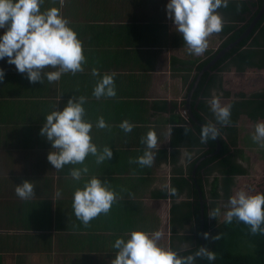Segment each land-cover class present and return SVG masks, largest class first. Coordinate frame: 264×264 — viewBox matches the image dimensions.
<instances>
[{
  "label": "crops",
  "instance_id": "crops-1",
  "mask_svg": "<svg viewBox=\"0 0 264 264\" xmlns=\"http://www.w3.org/2000/svg\"><path fill=\"white\" fill-rule=\"evenodd\" d=\"M256 3L257 0H227L222 4L216 10L222 18L221 30L206 38L208 46L203 53L194 55L187 51L182 36L167 18L166 0H43L41 11L57 7L77 33L85 60L81 71L64 72L58 80L49 82L45 78L42 83H29L25 74L6 63L7 58L0 60V68L5 71L0 81V264H110L117 251L112 247L115 239L131 230H159L158 244L177 253L197 247L199 224L194 202L195 195L203 191L196 173L203 158L211 157L219 146L221 150L222 143L218 134L221 144L215 138L216 149L199 158L207 150L205 142L195 133V139L174 143V128L191 125L182 114V104L185 101L188 108L189 91L213 59L202 69L200 63L224 49L221 44L231 34L227 27L245 24L259 9ZM226 63L223 71L215 74L232 83L254 76L249 81L250 89L236 87V91L231 87L235 84L228 82L220 89L216 83L207 101L215 95L223 106L242 100L237 96L240 92L249 98L263 90L264 70L240 73L232 62ZM92 68L98 70V76H92ZM53 70L56 69L48 66L43 71ZM111 73L115 74V96H93L100 75ZM80 96L85 97L83 119L92 123L91 142L98 150L108 146L113 155L97 163L88 154L82 164L55 169L46 159L47 152L55 149L40 136L39 129L47 114L61 109L70 97ZM240 110L236 121L230 113L227 124L218 122L212 111L205 116L217 130L220 126L229 128L223 130L222 137L228 133L230 140L223 138L230 152L246 168L243 162L253 160L249 153L256 148L244 155L248 146L243 141V122H253L254 127L259 120L251 118L248 109ZM101 116L106 128L96 127ZM124 120L133 125L131 131L124 132L119 127ZM234 127L235 131L230 132ZM150 129L157 136V147L152 149L155 156L151 166H140L135 160L145 148L141 137ZM256 157L258 161L260 157ZM84 166L88 173L79 179L69 174L71 168ZM211 169L210 175L201 171L208 201L215 179L218 193L223 188L219 187L220 163H213ZM92 176L107 181L115 199L106 214H98L85 225L74 215L73 192ZM237 177L244 178L236 176V184ZM25 179L33 184V194L22 199L16 195L15 187ZM200 223L204 245L202 220Z\"/></svg>",
  "mask_w": 264,
  "mask_h": 264
},
{
  "label": "clouds",
  "instance_id": "clouds-1",
  "mask_svg": "<svg viewBox=\"0 0 264 264\" xmlns=\"http://www.w3.org/2000/svg\"><path fill=\"white\" fill-rule=\"evenodd\" d=\"M43 0H0V60L14 65L17 72L25 74L29 83L40 82L46 78L49 82L58 80L62 73H75L82 70L85 57L82 43L77 33L68 26L66 18L60 15L57 7L40 10ZM227 0H166L164 6L168 19L175 26V31L182 36L187 51L199 55L208 46L207 37L219 32L222 28V18L216 11L226 4ZM56 70L43 71L45 67ZM93 77L99 75L96 68H92ZM5 71L0 68V81H3ZM114 73L102 74L97 80L92 95L96 98L113 97ZM85 97H70L61 109L55 108L45 116V123L40 127L39 134L50 143L46 159L55 169H62L67 164H82L86 155L91 154L97 163L109 160L113 153L111 148L104 146L98 150L91 142L90 130L92 123L83 119ZM210 110L218 122L229 123L231 105H221L217 96L213 95L208 101ZM182 114L188 120L189 111L184 106ZM186 111V112H184ZM97 128H106L104 118L98 117ZM124 132L131 131L133 125L124 120L119 125ZM217 128L212 123L201 126L200 140L215 139ZM254 141L264 140V121H257L252 135ZM145 145L143 154L138 156L135 163L140 166H151L157 147V136L153 130H148L141 137ZM87 166L69 170V174L79 179L87 174ZM107 181L92 176L82 188L73 192L72 208L74 215L83 224L95 218L100 213H107L115 199V193L108 188ZM174 191V189H172ZM15 193L22 199L33 194V184L25 179L16 184ZM264 193L248 194L243 190L229 196L225 205V222L236 218L250 226L251 233H264ZM217 209L209 214L215 217ZM208 238V233H204ZM161 237L159 230L151 233L142 230H131L122 237H117L112 244L116 249L110 264H193L194 256H180L172 249H166L158 244ZM220 238L219 233L212 237ZM195 256L215 260L213 250L200 246Z\"/></svg>",
  "mask_w": 264,
  "mask_h": 264
},
{
  "label": "trees",
  "instance_id": "trees-1",
  "mask_svg": "<svg viewBox=\"0 0 264 264\" xmlns=\"http://www.w3.org/2000/svg\"><path fill=\"white\" fill-rule=\"evenodd\" d=\"M262 2L263 0H257L255 6H259V9H257L253 13L252 17L241 27H227V30L231 31L229 32L231 34L221 44L220 48L228 46L231 42L238 39L239 36L249 28V26L261 10ZM256 33L257 36H254V34ZM217 53L218 52L213 53L212 56L202 61L200 63L201 66H199V69H202L204 64H207L209 61L214 59ZM227 61L232 62V64H234L236 68V71L240 73L246 72L247 69L264 70V15L248 36H246L237 45L231 48L217 61L215 66L212 67L209 72L205 73L202 76L198 87L195 89L191 101V107L194 114V118H192L190 115L188 116V122H190L191 125L174 128V136L172 142L179 144L186 139H195L194 137H196L197 134L200 136V123H209L207 116L211 110L207 98L211 96L212 86L216 83L219 84L220 89H223V78L221 76L219 77L217 74H215V72L223 71L224 66H226L227 64ZM253 78L254 76H250L248 77V80L251 81ZM227 95H229V92ZM237 96L241 97L242 100L232 101V103H230V113L234 114V121L237 120L240 113L242 112L240 109H248V114L254 120H264V88L261 92H257L249 98H247L248 94H246L245 92H240L237 94ZM184 103L185 101H183L182 104L183 108ZM227 129L229 128L222 126L218 127V134L220 135L219 137L222 143L221 150L219 151V153H217V155L203 158L204 160L202 159L203 161L198 166V170L196 173L197 182L201 187V190L203 191L202 198L200 199V196L196 194L194 202V213L197 216L199 224V238L197 247L191 251L178 254L180 256H194L195 252L199 249L200 246H202V240L200 237V216L203 202L204 222L202 230L203 233H208V238H205L204 236L205 241H203V243H205V247L214 251L216 258L213 261H209L206 257L194 256L193 263L264 264V233H251L249 230L250 226L243 223L242 221H238L236 218H233L231 222L226 223L223 214L222 216L224 217V219L222 221L218 223L216 222L215 224L209 222L210 204L203 189L204 180L201 174L202 169L204 170L205 175H210L212 170L211 165L216 162L220 163V171L223 175V178L225 179L224 189L227 196L233 195V189L236 187L235 177H245L249 174L246 168L237 163L235 153L230 152V146L228 142L222 137L223 130L228 131ZM229 131H235V127L234 129L231 128ZM205 146H207V150L203 151L199 158L209 155V153L213 152L216 149V140L211 138L207 139L205 141ZM198 159H196L193 164H196ZM258 162L261 164L264 163V157H260L257 163ZM257 163L256 165H258ZM183 185L184 183H181L180 189L184 187ZM260 193H264V188ZM210 195L213 202L221 198V194L218 193V179L214 180L212 189L210 190ZM262 208H264V205H262ZM222 216H218V220H220ZM217 233H219L220 238L218 240H213L212 237Z\"/></svg>",
  "mask_w": 264,
  "mask_h": 264
},
{
  "label": "rangeland",
  "instance_id": "rangeland-1",
  "mask_svg": "<svg viewBox=\"0 0 264 264\" xmlns=\"http://www.w3.org/2000/svg\"><path fill=\"white\" fill-rule=\"evenodd\" d=\"M230 79L231 78H235V76H230L229 77ZM229 79V80H230ZM226 82H228L227 80H223V84H225ZM240 83V82H239ZM238 82L237 83H232V82H228V84H235V85H231V87H233L232 89L233 90H238V88H242V90L244 91H248L250 89V82L248 80V78L245 80H243L240 84ZM238 87V88H236ZM246 119V118H245ZM244 119V120H245ZM248 119V118H247ZM246 119V120H247ZM263 121V120H261ZM250 122V121H248ZM243 128L245 129V136L243 137V141L244 143L246 144V146H248V149L247 147L244 148L246 149V151H244V155L247 156V153L249 151H254V149L256 148V151L255 152H252V153H249V156L253 159H248L247 161L244 159H242V162L245 164V167L248 168L249 170V173L248 176H245L244 178L243 177H237L236 178V181H237V184H236V187L233 189V195L237 192V191H240V190H243L245 191L246 193L248 194H255L257 192H261V190L264 188V163H257V157H264V140L262 141H254L252 139V135L254 133V127L253 126V122H250L249 123H246L245 124V121L243 122ZM252 129V130H250ZM223 137L225 139H229V135L228 133H224L223 134ZM233 147V146H232ZM255 153V155H254ZM247 159V158H246ZM241 161V160H239ZM256 163L258 165H256ZM241 178H243L244 180H240ZM220 185L219 187H223L222 189H220L219 193H221V198L220 199H217L215 202H213V200H211V196H210V193L208 191V199H209V204H210V211L209 213H211V211L213 209H217V214L215 217H210V223L212 224H215L216 222H220L224 219V212H225V205L228 201V198L229 196H227L226 194V191L224 189V182H223V176L221 174V177H220ZM207 187H209L207 185ZM222 213L223 216L221 217L220 221H218V214Z\"/></svg>",
  "mask_w": 264,
  "mask_h": 264
},
{
  "label": "water",
  "instance_id": "water-1",
  "mask_svg": "<svg viewBox=\"0 0 264 264\" xmlns=\"http://www.w3.org/2000/svg\"><path fill=\"white\" fill-rule=\"evenodd\" d=\"M264 15V0H263V5H262V9L261 11L259 12V14L256 16V18L254 19V21L251 23V25L249 26V28L244 31L238 39H236L235 41H233L232 43H230L228 46L224 47V49L220 50V52H218V55L208 64L207 67H205L203 69V71L201 72V75H199V77L197 78L196 82L194 83L192 89L189 91V94H188V99H187V107H188V111H189V115L194 118V114H193V111H192V107H191V100H192V97H193V94L195 92V89L197 88L200 80H201V77L205 74V72H208L209 70L212 69V67L215 66V64L217 63V61L223 56L225 55L231 48H233L235 45H237L242 39H244L246 36H248L252 30L255 28V26L257 25V23L260 21V19L262 18V16ZM200 125H204L203 123H200ZM216 140L218 142V145H220V140L218 138V136L216 137ZM220 151V146L219 148L217 149V151H215L214 153H212V156L216 155V153H219ZM202 198V193L200 195V199ZM201 220H202V225H203V222H204V214H203V202H202V210H201ZM204 234V233H202ZM204 238V237H203ZM202 246H205V243L204 245Z\"/></svg>",
  "mask_w": 264,
  "mask_h": 264
},
{
  "label": "built area",
  "instance_id": "built-area-1",
  "mask_svg": "<svg viewBox=\"0 0 264 264\" xmlns=\"http://www.w3.org/2000/svg\"><path fill=\"white\" fill-rule=\"evenodd\" d=\"M184 112H186V111H184Z\"/></svg>",
  "mask_w": 264,
  "mask_h": 264
}]
</instances>
